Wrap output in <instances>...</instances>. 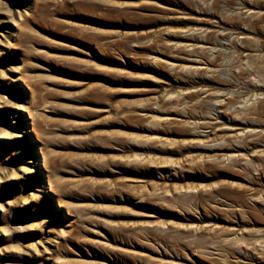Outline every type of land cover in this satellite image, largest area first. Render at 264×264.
<instances>
[{
    "label": "rangeland",
    "instance_id": "374dc122",
    "mask_svg": "<svg viewBox=\"0 0 264 264\" xmlns=\"http://www.w3.org/2000/svg\"><path fill=\"white\" fill-rule=\"evenodd\" d=\"M3 130L0 264H264V0H0Z\"/></svg>",
    "mask_w": 264,
    "mask_h": 264
},
{
    "label": "bare ground",
    "instance_id": "6f19581e",
    "mask_svg": "<svg viewBox=\"0 0 264 264\" xmlns=\"http://www.w3.org/2000/svg\"><path fill=\"white\" fill-rule=\"evenodd\" d=\"M9 105V104H8ZM17 129V128H16ZM0 135H7V136H11L12 135V133H10V132H7V131H0ZM3 137V136H2ZM15 137H17V134H16V136ZM264 154V153H263ZM25 171V170H24ZM29 171H31V170H29ZM9 176H11V175H9ZM5 178V177H4ZM31 194V193H30ZM24 200H26V198H24ZM30 200H34L35 202H38L39 201V198H38V195H36V194H31L30 195ZM3 231V230H2Z\"/></svg>",
    "mask_w": 264,
    "mask_h": 264
}]
</instances>
